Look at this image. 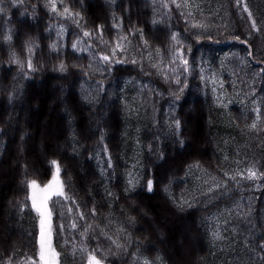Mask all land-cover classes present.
Here are the masks:
<instances>
[{"label":"trees","instance_id":"trees-1","mask_svg":"<svg viewBox=\"0 0 264 264\" xmlns=\"http://www.w3.org/2000/svg\"><path fill=\"white\" fill-rule=\"evenodd\" d=\"M224 3L231 22L220 33L196 30L177 0H61L59 7L72 15L66 19L54 13L50 0H0V264H42L29 186L48 181L56 168L62 193L49 208L58 264H87L90 258L100 264H176L186 218L200 238L192 258L219 264L220 258L213 263L219 252L206 222L215 203L178 200L190 171L224 178L237 148L256 150V232L247 264H264V98L258 145L238 127L235 118L245 120V114L236 105L222 109L200 80L202 56L215 59L224 49L245 54L264 75V13L253 0ZM120 36L134 49L146 45L161 64L124 57L113 46ZM131 78L150 90L149 96L142 92L141 122L124 109ZM207 127L213 132L208 140ZM137 157L136 170L131 162ZM130 200L159 221V232L138 207L129 208ZM123 233L132 239L127 251L114 239Z\"/></svg>","mask_w":264,"mask_h":264},{"label":"rangeland","instance_id":"rangeland-1","mask_svg":"<svg viewBox=\"0 0 264 264\" xmlns=\"http://www.w3.org/2000/svg\"><path fill=\"white\" fill-rule=\"evenodd\" d=\"M109 1L114 2L115 0ZM177 1L187 11L190 23L199 32L202 29L212 30V27L220 28V33L228 30L231 22L230 13L225 10L226 5L224 0ZM253 1L258 2L260 10L264 13V0ZM59 3H61V0H50V7L54 13L61 19L71 18V13H68L64 7H59ZM62 26H64L63 23ZM213 34L217 35L218 33L214 31ZM131 44L126 36H120L113 41V46L124 57L134 62L139 64L147 62L152 65L161 63L160 55L153 53L146 45L141 44L142 46L134 49ZM74 47L79 51L83 50L81 44L76 43ZM86 52L91 58L92 63L97 61L94 53L89 49H86ZM200 80L203 89L210 93L214 102L222 109L228 110L230 107L236 105L237 109L245 114V120H243L242 116L235 118L240 121L238 127L240 130L247 131L248 138L253 137L259 145L260 141H258L259 137L256 136V129L261 116L260 112L262 111L264 98V75L259 66L251 63L245 54L235 53L233 49L219 51L215 59L206 53L200 60ZM56 87L60 90L59 83L56 84ZM86 90L89 91L88 88ZM86 90L84 94L88 96ZM144 90H147L146 93L149 96L150 90H148L147 84H143V82L136 78H131L127 82L126 88L124 87L123 104L125 112L128 118L131 116L137 122H141L139 115L143 108L142 92ZM24 119L28 120L26 116ZM8 122L10 121L7 119ZM15 124L16 121L14 123L11 122L12 126ZM209 132L210 129L207 127L205 130L206 140L213 136V132ZM163 133L167 139L169 137L168 128ZM189 141L191 142V139ZM62 148L66 150V144ZM237 149L240 150L239 148ZM238 150H236L238 153L233 158H230V165L224 178H210L202 171H190L188 181L186 179L187 186H184L186 194L179 195L180 201L186 204H191L194 201L215 203V207L210 210L211 214L206 219L208 231L219 252V255L214 257L213 263L220 258L219 264H247L249 261V249L251 248L250 239L254 237V233L256 232L255 219L257 211L254 204H251V197L254 196L256 191L259 174L255 159L256 150L250 149L248 150L249 152H240ZM96 152L98 153L99 150ZM171 154L172 152H170ZM97 158L102 171L106 172L104 159L102 157ZM77 164L80 165L79 160ZM131 166L136 170L138 169V157L136 161L131 162ZM61 188L62 185L57 171L52 174L48 181L33 183L30 188L32 206L39 213L37 240L43 264H57V256L51 241V220L48 200L51 196L59 194ZM128 203L129 208L138 207L137 203L132 200ZM138 208L140 214H143L148 219L150 228L153 231L159 232L161 229L159 221L153 220L146 207L142 206ZM260 216H262V223H264L262 208H260ZM180 222V235L183 239L177 247V249L179 248L180 261H175V263L199 264V260H196L197 256L192 258V255L198 250L200 238L192 232L190 220L186 218ZM11 226L10 223L6 224L8 230H11ZM143 230L146 235L150 233V230L147 232L144 227ZM121 235L120 238H114L116 246L127 251L131 246L132 239L126 233ZM158 239L160 245L167 248L171 252V255H173L174 250L169 248L168 240L160 234L158 235ZM88 264L99 263L91 259ZM146 264L153 263L146 259Z\"/></svg>","mask_w":264,"mask_h":264},{"label":"bare ground","instance_id":"bare-ground-1","mask_svg":"<svg viewBox=\"0 0 264 264\" xmlns=\"http://www.w3.org/2000/svg\"><path fill=\"white\" fill-rule=\"evenodd\" d=\"M108 59V58H107ZM84 98V97H83ZM55 164V163H54ZM53 174V173H52ZM49 180V179H48ZM55 201V200H54ZM52 204V203H51Z\"/></svg>","mask_w":264,"mask_h":264}]
</instances>
